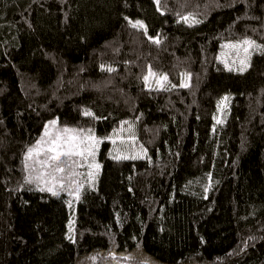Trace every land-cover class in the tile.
Returning <instances> with one entry per match:
<instances>
[{"label":"trees","instance_id":"16d2710c","mask_svg":"<svg viewBox=\"0 0 264 264\" xmlns=\"http://www.w3.org/2000/svg\"><path fill=\"white\" fill-rule=\"evenodd\" d=\"M159 7L0 0V264H264V55L254 53L243 74L215 60L228 39L264 44V0H161ZM177 12L203 22L177 23ZM125 16L159 33L162 44ZM148 64L177 85L191 72L192 86L149 91L140 78ZM224 95L231 102L216 124ZM84 108L105 119L83 116ZM52 119L94 127L98 137L127 120L147 157L114 160L103 142L94 190L77 177L79 201L42 193L24 184L22 160Z\"/></svg>","mask_w":264,"mask_h":264},{"label":"snow or ice","instance_id":"6c2138e0","mask_svg":"<svg viewBox=\"0 0 264 264\" xmlns=\"http://www.w3.org/2000/svg\"><path fill=\"white\" fill-rule=\"evenodd\" d=\"M245 2V0H241ZM157 5V11H160L161 0H153ZM166 6V5H165ZM163 14V13H161ZM177 23L183 22L189 27L198 25L203 21L197 18V14L189 12L187 14L176 13ZM258 19V17H250ZM124 19L129 26L137 31H143V35L153 44L160 46L162 40L159 38V33L156 36L149 35L148 29L141 20H130L127 16ZM239 19V18H238ZM221 51L215 57L217 63L222 64L224 70L229 72H237L243 74L251 66V60L254 53L264 55V44L258 43L255 39L244 35L236 39H228L227 42L221 43ZM102 71L113 73L116 71L111 66L100 65ZM147 70L140 77L143 81L144 88L149 91H172L179 88H190L193 74L188 71H183L179 74V84L172 83L169 79V74L166 72L157 71L151 64L146 66ZM231 102L230 95H224L216 102L217 112L224 113ZM81 114L85 117H90L93 120L105 119L97 117L88 108L81 109ZM139 119V117H137ZM213 120L216 124H222L223 119L213 115ZM119 128H113L112 132L105 137H98L94 127H69L68 125L58 126V120L52 119L47 121L43 126V131L35 143L27 146L23 154V168L28 174L24 176L25 185H36V190L44 193H50L51 196L59 197L62 192H66L76 201L80 200V193L84 187V181L78 180L77 177H86L90 188H93L101 165L96 160V154L99 145L104 140H109L114 148L109 152V156L117 161L120 160H136L147 157V150L141 146L140 152L133 155H128L126 151H121L117 146V139L127 148L128 142L121 136L122 133L129 134V140L135 142V133L133 125L129 121L120 122ZM124 125H128L124 128ZM215 131V127L213 128ZM113 152L115 154L113 155ZM86 168V172H79L77 169ZM211 181V173L207 174ZM212 187L211 183L204 186V191L207 193ZM32 190V189H29ZM206 198V197H205ZM65 204L72 207L71 200H65ZM72 232V221H69V233ZM71 241V234L67 236ZM253 239V237H249ZM246 243V242H245ZM111 252V250H110ZM90 259L94 260L95 257ZM115 260V255L111 256ZM127 259V257H123Z\"/></svg>","mask_w":264,"mask_h":264},{"label":"rangeland","instance_id":"374dc122","mask_svg":"<svg viewBox=\"0 0 264 264\" xmlns=\"http://www.w3.org/2000/svg\"><path fill=\"white\" fill-rule=\"evenodd\" d=\"M222 114H223V113L216 112V115H217L218 118H221ZM122 137H123V136H122ZM123 139L126 140V141H129V142H128V145H127V148H126L125 145L121 144V143H120V140L117 139V146L120 147L121 151H126V153H127L128 155H133V154H135V153L140 152V149H135L134 143L131 142L128 138H123ZM103 142H108V143L110 144V146H109V150H108V154H109V152L113 150L114 146H113V144H112L109 140H104ZM103 142H102V143H103ZM102 143H101V144H102ZM101 144L99 145V147L101 146ZM114 154H115V152H113V155H114ZM86 171H87V169H86ZM86 171H85V172H86Z\"/></svg>","mask_w":264,"mask_h":264}]
</instances>
